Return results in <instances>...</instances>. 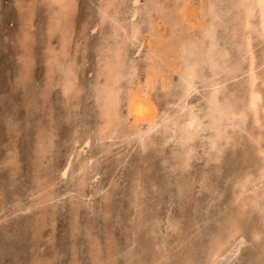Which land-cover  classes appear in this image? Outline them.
Returning a JSON list of instances; mask_svg holds the SVG:
<instances>
[{"label":"rangeland","instance_id":"obj_1","mask_svg":"<svg viewBox=\"0 0 264 264\" xmlns=\"http://www.w3.org/2000/svg\"><path fill=\"white\" fill-rule=\"evenodd\" d=\"M99 1L72 0L71 7L55 18L59 7L56 3L50 5L49 0H0V264H207L212 241L236 221L240 236L230 239L213 264H264V199L261 195L254 203L249 198L252 192L261 194L264 189V175L259 172L263 163L259 150H264V110L258 122L249 111L243 118L231 120L229 130L226 128L225 135L212 146L205 116L210 88L206 80H198L187 103L194 104L204 125L201 134L198 131L189 142L192 158L188 156L186 162L183 154L178 156L182 148L178 131L163 129L161 115L159 126L140 138L132 134L131 119L125 116L123 104L130 79L125 74L119 82L123 88L119 124H113L115 127H110L112 131L109 129L104 138L98 131L101 115L94 99V82L103 49L113 47L118 36L114 38L111 33V19L102 22ZM179 1L139 0L133 17L132 0H115L117 6L111 10L119 17L120 25L129 29L136 22L141 30L156 16L159 4L163 2L172 10ZM214 1L224 11L217 35L222 38L221 44L225 42L229 55L226 59L241 60L234 44L237 36L230 37L228 31L233 22H225L234 14L230 0H220L221 4ZM201 2L206 0H191L190 8L197 9ZM170 21L164 24L167 29ZM253 37L258 58L255 70L263 79L264 40L256 33ZM131 40L124 46L123 69L135 66L134 79L141 80L144 47L136 38ZM70 62L74 84L68 92L63 89L62 79L69 73ZM204 71L207 75L208 67ZM225 72L217 75L223 77L224 84L219 93L240 107L247 96L246 75L236 70L234 78ZM169 78L170 87L156 85L151 90L158 114L163 110L172 114L178 109L179 80L176 73ZM257 84L264 103V81L260 79ZM86 136L88 144L81 146ZM68 150L72 153L67 170L70 174L62 175L61 169L70 156ZM245 173L250 184L243 199L237 193Z\"/></svg>","mask_w":264,"mask_h":264},{"label":"bare ground","instance_id":"obj_2","mask_svg":"<svg viewBox=\"0 0 264 264\" xmlns=\"http://www.w3.org/2000/svg\"><path fill=\"white\" fill-rule=\"evenodd\" d=\"M213 1L214 0H206V2H201L200 6L198 5L199 7L197 9H191L192 8V7L190 8L191 0H180L179 2H177L175 4L176 6H174V9H172V10L167 7L168 5H165L162 2L161 4L158 5L159 11H157L156 16L152 15L154 18L152 20H150V19L148 20V25H147V27H145V29L142 28L143 30L142 29L140 30V27L138 26V24L136 22L131 24V27L129 29H127L125 26H122L123 24L122 25H120L121 23L119 24V22H118L119 17L116 16V14H115L116 12L115 11H112L117 6V5L116 6L114 5L115 4V0H102V2L99 1L101 3L99 8L101 9L100 10V14H101L100 18H101L102 22H103L104 18L111 19V21L113 23V30L111 28V30H112L111 33L115 34V37L113 36L114 38H116L118 36L117 37L118 40H116V42H114L116 44L113 47L110 45L112 48L111 47L110 48L107 47L106 49H103L102 54H101V58H100V60L102 61V64H101V67H99L98 75L96 77L97 80H96V82H94L95 83V85H94L95 86V98L94 99H96L97 102H98L97 105L99 107L98 106L97 107H98V109H100L99 111H100V115H101V120H99L101 122L98 123V121H97L96 123L99 124V130L98 129L97 130L100 133H102L101 136L103 135L104 138H106V136H108V130L110 129V127H112L113 124L119 122V114H120L119 113V105H120V103L122 101L121 100L122 98L120 96V90H121L122 87L120 86L119 82H120V79H122V77L125 74H128L130 79L127 82L128 83L127 86L125 87V95L123 97L124 103L123 102L122 103L125 106V116L126 117H130V119H131V122L129 124L132 127V130H131L132 134L133 135L135 134L136 136H138L140 138L145 133H147L150 130L154 129L157 125L159 126L160 125L159 123L161 121V120H159V118H160V115H161V117H162L161 118L162 119L161 126L163 127V129L166 130V129L170 128V129H173L174 131L175 130L178 131V134H179L178 137L180 138V140L182 142L181 146H180V147H182L181 148L182 153H180L181 150H179L178 152H179L180 155H178V156H181V154H183L184 161H186V162H187V159L189 160L188 156H189V153H190V151L192 149V147L189 145V142L191 140H193V137L196 135V133L204 125V124H202L203 121H201L202 119L200 118V116L197 115L196 109H195V111L193 109L194 108L193 107L194 104L192 105L191 103L190 104L187 103V99H188L187 97L196 88L198 80H201V81H203V80L205 81L206 80L205 82L210 88L209 91L206 89L208 91V93L205 91L207 93V98L205 97L206 100H207V104H206L207 107H206L205 116L208 118L207 119L208 121H206V122H207V125L209 126L208 128L211 130V133H210L211 143L210 144L212 146H214V144L218 141V139L220 138L221 135L226 133L225 129L228 126L231 125L230 121L233 120V119H236V117L243 118L244 116H246L245 114H247L246 111H249L252 114V117H253L252 119L255 122L259 121L260 112L264 110V103L262 102L263 99H262L261 87H259L257 83H258V80L260 81V79L263 82L264 78L262 79L261 75L258 74L256 72V70H255V69H257L256 68V63H257L256 59H258V58H256L255 52H254V49H253L254 48V46H253V39H254L253 35L256 33L258 36H260L264 40V0H230V7H231V9H233V12H234L233 15L234 16L233 15L230 16V19L228 21H225V22L228 23L230 20H231L230 22H233V24L231 23L232 24V28L228 29V31H231L230 32V35H231L230 37H234L235 38L237 36V39L234 40V44L238 47L237 50L239 51V53H238L239 56L237 55V57L241 58V60H239V59L237 60L236 58H235L236 59L235 60L233 58L234 61H231V62H229V60H227L229 57L227 58L228 50L224 48L225 47V45H224L225 42L221 44V39L222 38H220L217 35L218 26L220 24H222V22H224L223 19L225 17L224 18L222 17V15H223L222 12H224V11H223V9L220 10L219 8H221V7H217V5H218V4L216 5L217 2H215V1L213 2ZM71 2H72V0H49L50 5L54 6V4L56 3L58 5V7H59V10L56 11L55 18H58L61 13H64L66 10H68L71 7ZM97 2H98V0H97ZM138 2H139V0H132V10L133 11L130 14L132 17L135 16V13H136V11L138 9V6H137ZM219 2H220V0H219ZM221 2H222V0H221ZM221 2H220V4H221ZM126 3H127V0H126ZM124 4H125V2H124ZM192 5H194V4H192ZM142 6H140V7H142ZM111 8H113V9L111 10ZM226 8H229V6L226 7ZM167 9H169V10L166 11ZM143 10H145V9H143ZM58 13H60V14H58ZM120 15L123 16V14H120ZM209 15H210V17H209ZM228 18L229 17H227V19ZM123 19H125V18H123ZM167 19L171 20L170 21L171 27L169 29H167V27L165 26V25H167V22H166ZM104 22H105V20H104ZM101 23H100V25H101ZM104 24H106V22ZM168 25H169V23H168ZM29 26H30V23H29ZM225 26H227V25H225ZM218 29H220V28H218ZM119 30L121 31V33H119ZM91 31H93V30L91 29ZM220 31H221V29H220ZM223 32H224V29H223ZM218 33L220 34L222 32H218ZM27 34H26V36H27ZM134 38H136L138 40V45L139 46H143L144 47V54H145L144 56H145V58L143 60L140 59V61H145V63L143 62L144 63V65H143V73H142L143 76H142L141 80L138 77H135L136 79H134V76H135V75L133 76L134 69H137V68H134L135 66L129 65V68L127 70L124 71V69H123L124 61H125V55H126V54L124 55V46L127 43V41H129L131 39H134ZM219 38H220V40H219ZM131 42H133V41L131 40ZM23 44H25V43H23ZM131 45H133V44H131ZM226 45H227V43H226ZM130 48H132V47H130ZM230 49H232V51H235V50H233V48H230ZM59 50H60V52H62L61 49H59ZM125 50H127V49H125ZM137 51H139V50H137ZM234 53L235 52H233L232 54H234ZM78 55H79V53H78ZM262 56H263V61H264V50H263V55ZM129 57L131 58V56H129ZM136 58H137V56H136ZM50 60H52V59H50ZM69 61H71V59ZM48 62H51V61H48ZM71 62H70V64H68V68L70 69L68 71L69 73L66 71V73H68V74L66 76L64 75L63 76L64 78L62 79L63 89H64V91L68 90V92H69V89L74 84V80H73V66L71 65ZM94 62H95V60H94ZM241 62H243V65H241ZM129 64H131V63H129ZM141 64H142V62H141ZM28 65H29V63H28ZM241 66L242 67L244 66V67L242 68ZM207 67L209 69V73L206 75L204 69H206ZM263 67H262V69H263ZM94 68H96V67H94ZM58 70H57V72H58ZM236 70H238V72L240 71L241 73L246 75V81H247V85H246L247 86V96H246L245 102L240 107H237V108L233 105L232 102L230 103V99L227 96H222L221 93H219V91L221 89V86H223L224 84L221 85L222 84L221 81H222L223 77L221 79L217 78V75L220 72L222 73V71L223 72H225V71L229 72L228 73L229 77H234L235 75H237V73H235ZM63 71H64V69H63ZM172 73H176L177 74V77H178V80H179L178 84L180 85V91H179L178 96H177L178 102H177V104L174 103V104H176L178 106V109L172 114H168L164 110H163V112L161 114H158V110L156 108V105L153 102V98H152V95H151V90L156 85H159L163 89H166V88L170 87L171 81H170L169 77H170V75ZM62 74H64V73H62ZM136 75H137V72H136ZM222 75H224V74H222ZM92 78H93V74H92ZM93 80H95V79H93ZM176 84H177V82H176ZM60 86L61 85H59L58 87H60ZM175 88H173V91H174ZM201 88H203V87H201ZM199 90H200V88H199ZM60 91L62 92V90H60ZM63 93L64 92H62V94ZM174 93H175V91H174ZM219 94H220V96H219ZM198 101H199V99H198ZM95 105H96V103H95ZM201 112H203V111H201ZM98 119H99V117H98ZM206 122L204 120L205 124H206ZM241 122H243V121L241 120ZM117 124H119V123H117ZM117 124H115V125L117 126ZM253 124H255V123H253ZM256 124H258V123H256ZM95 126H97V125H95ZM128 126L129 125H127V127ZM41 127H43V126H41ZM113 127H115V126H113ZM241 127H243V124H242ZM95 130H96V128H95ZM119 130L120 129H118V131ZM110 131H112V130L110 129ZM200 131H199V133H200ZM156 132H157V130H156ZM72 133H74V132H72ZM113 133H115V132H113ZM113 133L110 132V134H113ZM98 136H99V134H98ZM93 137H94V135H93ZM144 137L145 136H143V138ZM93 139H91V140H93ZM126 139H128V138H126ZM209 140H210V138H209ZM88 141H89V136H86L84 139H82L81 146L82 145H87ZM221 141H224V139L221 140ZM91 142L92 141H90V143ZM106 142H107V140H106ZM143 142H144V139H143ZM150 142H152V141H150ZM72 143H73V141H72ZM101 143H103V141ZM207 143H205V144H207ZM97 144H99V143L97 142ZM218 145H219V143H218ZM229 146H231V145H229ZM72 147H74V145H72ZM79 147H80V144H79ZM100 148H101V146H100ZM100 148H98V151L102 150V148L101 149ZM103 148H105V147L103 146ZM208 148L209 147L207 146V149ZM222 148H223V146H222ZM222 148L220 147V149H219L220 153H221ZM143 149H145V148H143ZM204 149H205V145H204ZM207 149H205V150L209 151ZM212 149L214 150V148H212ZM72 150H73V148H72ZM141 150H142V148H141ZM259 151L262 154V161H263V163H261L262 165L260 167V171L259 172H261L262 175H264V150L260 149ZM67 152H68V154L70 153L69 150ZM211 152H213V151H211ZM175 153L178 154L177 152H175ZM83 154L84 153H82V155ZM66 155H67V153H66ZM204 155H205V153H204ZM221 155H222V153H221ZM71 157H72V153H70V156L68 157L69 160H67V162L65 163V166L63 168L60 165V167L62 168L61 169V174L62 175H65L66 173H68L67 170H68L69 164L71 163ZM189 157H191V156H189ZM217 157H219V156H217ZM220 157H222V156H220ZM86 158H88V157H86ZM210 158L211 157H209V159ZM176 159H178V158H176ZM220 160H221V158H220ZM174 162H175V160H174ZM240 162H241V160H240ZM77 163H79V162H77ZM182 164H184V163H182ZM90 165H91V163H90ZM71 166H72V164H71ZM80 167H82V166H80ZM88 167H89V165H88ZM83 168L85 169V167H83ZM182 168H183V165H182ZM58 170H59V168H58ZM58 170H56V171H58ZM74 170H76V168ZM87 173H89V172H87ZM69 174L70 173H68V175ZM59 177H60V175H59ZM56 178H54V179H56ZM240 179H241V182H240V187H239V191L237 193V196L238 197H242L244 199V198H246L245 196L247 194V191L249 190V188H248V183H249L248 175L245 173V174L242 175V177ZM82 181H81V183H83ZM136 182H137V180H136ZM49 183H50V181H49ZM80 187H81V185H80ZM83 194H85V193H83ZM32 195H33V193H32ZM53 195H54V193H53ZM261 195H263V199H264V189L262 190L261 194H255L254 192H252V196L249 197V198L254 203H257L258 200H259V197H261ZM42 199H44V198L42 197ZM0 202H2V201H0ZM45 203H46V201H45ZM237 206H238V204H237ZM76 207H78V206H76ZM240 210H242V209L239 208L238 211H240ZM14 211H15V208H14ZM44 213H45V211H44ZM40 214H41V212H40ZM36 221H38V220H36ZM236 223H237V221H236ZM236 223L232 222L228 227H226L225 231L223 232L224 234H221L220 236H216V238L212 241L211 248L208 250L209 254H210V257H209L210 259H209V262L207 264H213V259H215L219 254H221L223 252L222 250L229 244L230 239L232 237L240 236V234L238 233L240 231V228L236 225ZM172 224H174V223H172ZM175 226H176V224H175ZM93 258H95V257H93Z\"/></svg>","mask_w":264,"mask_h":264}]
</instances>
